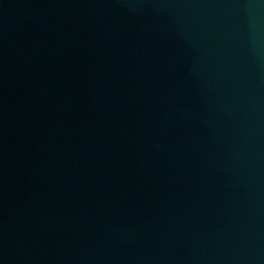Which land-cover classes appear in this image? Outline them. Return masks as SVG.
<instances>
[{
	"label": "water",
	"instance_id": "1",
	"mask_svg": "<svg viewBox=\"0 0 264 264\" xmlns=\"http://www.w3.org/2000/svg\"><path fill=\"white\" fill-rule=\"evenodd\" d=\"M0 264H264V0H0Z\"/></svg>",
	"mask_w": 264,
	"mask_h": 264
}]
</instances>
